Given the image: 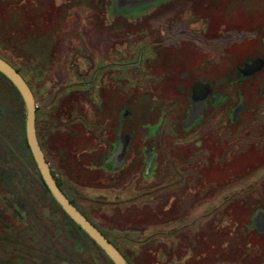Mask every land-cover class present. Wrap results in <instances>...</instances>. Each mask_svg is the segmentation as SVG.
Wrapping results in <instances>:
<instances>
[{
  "label": "rangeland",
  "instance_id": "obj_1",
  "mask_svg": "<svg viewBox=\"0 0 264 264\" xmlns=\"http://www.w3.org/2000/svg\"><path fill=\"white\" fill-rule=\"evenodd\" d=\"M189 1L162 15L161 6L170 0L130 11L114 0H0V55L33 91L38 139L55 177L130 264H264V214L258 230L253 223L264 210V73L243 88V99L249 109H259L260 119L246 120L247 132H241L223 118L240 92L224 85L229 65L259 45L256 40L238 48L241 32L233 30L264 14V7L243 3L241 20L235 14L227 25L218 5L213 13L202 9L210 0ZM165 26L187 29L194 38L181 34L179 49L164 45ZM149 50L154 52L145 56ZM212 55L214 66L208 64ZM96 71L101 88L86 91L83 84ZM181 71L216 79L226 94V105L199 128L181 123L186 102L173 86ZM124 107V130H134L136 147L155 158L144 170L137 148L132 163L110 177L100 167L103 154L96 145ZM25 110L0 74V193H14L17 171L29 193H23L24 211L30 216L34 206L38 226L48 231L49 213L69 223L46 192L27 146ZM29 219L25 213L24 238L32 231ZM55 230L48 241L41 229L39 243L45 245L31 254L113 264L89 237L76 231L84 253Z\"/></svg>",
  "mask_w": 264,
  "mask_h": 264
},
{
  "label": "flooded vegetation",
  "instance_id": "obj_2",
  "mask_svg": "<svg viewBox=\"0 0 264 264\" xmlns=\"http://www.w3.org/2000/svg\"><path fill=\"white\" fill-rule=\"evenodd\" d=\"M180 1L182 2L183 0H170V2L166 3V5L161 6L163 7L160 8L161 10H163L162 15H168V11L172 7L178 5ZM189 3L192 4L191 0L189 1ZM243 3H245L246 5H251L255 8L264 7V0H210V2L203 4L202 9L209 8L213 11L215 10L214 5H218L223 11V13L221 14L225 15L224 20H227V25H229L231 23H229L228 20H231L233 15L236 16L237 14H239L236 19L241 20L242 13L240 12V9ZM231 7L234 8V10H232ZM213 13H215V11H213ZM261 14L262 15L257 16L256 19H250V21L244 19L245 27H242L240 30H233L235 31L234 33L241 32L239 41L235 43L238 45V48L240 45L241 47H246L248 43H256V40H259V45L256 46V50H251L250 54L241 56L240 59H237L235 62L229 65V74L231 75L232 73H234V77L230 78V75L228 74L225 78L226 84L224 85L226 87L236 85V89L239 88L240 94H237L238 96L236 101H233L234 103H230L226 107V114L223 118L224 121L229 125L237 124V126H235L238 127L239 130L241 129V132L242 129H245L243 130V132H247V125H243L246 120L255 121L260 119L261 116L259 109H249L248 104L244 100L245 98L243 99V88H248L247 86L249 85L251 86L254 83L256 77L264 73V14ZM190 26L191 24H189L188 26L189 29L191 28L190 30H195V28L192 27L193 25L191 27ZM199 29L200 28H198V31ZM165 30L166 33L164 34L163 39L160 38V40H162V44H170L174 47V49H179L183 46V44L180 43L181 34L186 35L187 37L192 39L194 38L192 33H190V31L187 29L181 30L179 32L178 29L166 27ZM177 38L179 44L176 46L175 41H177ZM233 45L234 44H230V46ZM187 46H189V48H192L191 45ZM194 51L197 52L195 49ZM152 52H154V50L147 51L145 56L151 55ZM206 52L208 51H203L204 54ZM213 57L214 56L212 55V57H210L211 59L208 58V64L212 66H214ZM141 59L143 60L142 57ZM115 70L118 71V69ZM96 72L94 73L92 82L89 83V81H86L83 84V88H85L86 91L89 88L93 93H95V91L97 93V90L101 88L98 77L99 73ZM194 74L195 73H189L185 71L178 72L175 80V85L173 86L174 89L178 91V94H180V99L186 102V107L183 112V119L181 121L182 126L185 121L186 126H195L196 128H199L202 122L206 121L208 118H211L213 111L223 105H226L225 100L227 99L225 98L226 94L223 95L220 92L221 83H218L216 79H200L197 74ZM128 117L129 112L127 111V107H124L120 113L116 114L115 123L109 128L108 131H105L100 142L96 145V148L102 150L103 154L100 159V167L110 177H118L121 173V170L127 168L132 163L134 157L133 154H135L137 148V152L142 155L144 170L145 167H147V169L151 167L155 158V154H153L152 151L147 150L144 147H136L134 130L132 131L130 128H127V131L124 130L127 124L126 119ZM248 117L250 118L248 119ZM238 124L241 125L239 126ZM87 125L89 124H87L86 121L85 125L83 124V126H85L86 128ZM49 166L54 175V171L50 163ZM11 185H13V187L10 190L14 191V193L12 192L9 195L0 193V264H85L87 261L85 257H79L78 259L56 257L39 258L36 256L37 254H31L29 250L32 249L36 253V251L40 249V243L45 245V242H43L42 240L39 243L41 229L43 230L42 233L44 234V238H46L48 241L55 239V229L57 228L54 226V212L51 215H47L48 217L46 227L48 231L44 230V227L40 228V226H38L40 222V216L37 215L39 214V211L34 206L33 210L31 211L32 214H30V216V211H28V214L24 211L23 200H25L26 196H24L23 194L22 178L20 177L16 181L13 179ZM60 188L70 200L71 198L66 194V192L62 188V185L60 186ZM2 189H4V187ZM33 195L36 197V194L33 193ZM74 206L81 212V210L76 205ZM25 213L28 217H30L29 223L31 226L30 228L32 229V231H30V235L28 234V237L26 238H24L25 231L23 226ZM257 214L258 215H256V221H253V223L255 224V229L258 230L259 228L256 223L258 222L259 217H262V215L264 214V210L260 211ZM67 234L69 235V239L71 238L70 240H73V243L78 247L80 251H83V249L87 250L86 245L81 240V237H79L76 233L73 234L72 228H67ZM77 239L80 241H77ZM59 245H61V247H65V243L63 241L59 242ZM25 250L27 251V253H25Z\"/></svg>",
  "mask_w": 264,
  "mask_h": 264
},
{
  "label": "water",
  "instance_id": "obj_3",
  "mask_svg": "<svg viewBox=\"0 0 264 264\" xmlns=\"http://www.w3.org/2000/svg\"><path fill=\"white\" fill-rule=\"evenodd\" d=\"M118 3L126 5V10L130 11L131 6L140 5L148 6L158 0H114ZM130 6V7H129ZM122 8V9H123ZM0 74H2L19 93L25 110V137L27 146L32 155L38 173L42 178L44 185L49 191L54 201L58 204L65 215L75 223L89 237L93 243L106 255L113 264H129L123 255L115 248L112 243L97 229L84 215L80 212L73 203L67 198L60 186L58 185L45 154L40 146L36 135L35 126V98L33 91L29 87L26 80L10 63L3 57H0Z\"/></svg>",
  "mask_w": 264,
  "mask_h": 264
},
{
  "label": "trees",
  "instance_id": "obj_4",
  "mask_svg": "<svg viewBox=\"0 0 264 264\" xmlns=\"http://www.w3.org/2000/svg\"><path fill=\"white\" fill-rule=\"evenodd\" d=\"M0 57H3V56H1L0 55ZM3 59H5L4 57H3ZM7 61V60H6ZM8 63H10L9 61H7ZM11 64V63H10ZM12 65V64H11ZM13 66V65H12ZM20 74H21V72L15 67V66H13ZM2 75V74H1ZM23 75V74H22ZM3 76V75H2ZM4 77V76H3ZM24 78V77H23ZM12 85V84H11ZM14 87V86H13ZM40 146H41V144H40ZM8 158V157H7ZM8 160L9 161H7V162H10L9 164H12L13 163V161H12V159H10V158H8ZM16 170V169H15ZM20 177L18 176V172L16 171L15 172V177H14V180L16 181L17 179H19ZM41 178V177H40ZM41 181H42V179H41ZM56 181H57V183H58V185L59 186H61V183L59 182V180L56 178ZM42 183H43V181H42ZM43 185H44V183H43ZM25 184L23 183V186H22V188H23V190H24V194H27V195H29V193H28V190L26 191L25 190ZM44 187H45V189H46V192L50 195V193H49V191L47 190V188H46V186L44 185ZM26 195V196H27ZM31 195H33V193L31 194ZM51 199H52V202L57 206V208L59 209V211L61 212V214L63 215V217L68 221V223H69V225H64V224H60V222L58 221V219L57 218H59V216L56 214V213H54L53 214V219H54V226L57 228V230H59L58 231V234L59 235H63V236H67L68 237V239H69V235L67 234V228L68 229H70V228H72V232H73V234L74 233H76L77 234V232H80L81 234H83L84 236H86V237H88L83 231H82V229H80L75 223H73L66 215H65V212H63L62 210H61V208L58 206V204L54 201V199L52 198V195H51ZM70 201L74 204V202H73V200L72 199H70ZM75 205V204H74ZM49 213V212H48ZM49 215H51V213H49ZM87 218V217H86ZM88 219V218H87ZM89 220V219H88ZM90 221V220H89ZM77 231V232H76ZM100 231V230H99ZM102 234H103V232H101ZM78 235V234H77ZM104 235V234H103ZM79 236V235H78ZM105 236V235H104ZM80 237V236H79ZM106 237V236H105ZM65 238V237H64ZM107 238V237H106ZM71 239V238H70ZM108 239V238H107ZM73 241V240H72ZM77 241H80V240H78L77 239ZM110 241V240H109ZM93 242V241H92ZM85 251L86 250H84L83 249V251L82 252H84L85 253ZM102 252V251H101ZM103 253V252H102ZM83 254V253H82ZM85 255V254H84ZM112 263V262H111Z\"/></svg>",
  "mask_w": 264,
  "mask_h": 264
},
{
  "label": "crops",
  "instance_id": "obj_5",
  "mask_svg": "<svg viewBox=\"0 0 264 264\" xmlns=\"http://www.w3.org/2000/svg\"><path fill=\"white\" fill-rule=\"evenodd\" d=\"M139 7H141V6H139ZM139 7H138V8H139ZM144 7H145V6H144ZM128 9H129V8H128ZM116 11H118V12H119V9H116Z\"/></svg>",
  "mask_w": 264,
  "mask_h": 264
}]
</instances>
